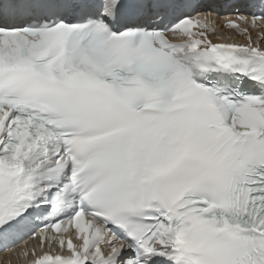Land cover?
I'll use <instances>...</instances> for the list:
<instances>
[{
  "label": "snow or ice",
  "instance_id": "1",
  "mask_svg": "<svg viewBox=\"0 0 264 264\" xmlns=\"http://www.w3.org/2000/svg\"><path fill=\"white\" fill-rule=\"evenodd\" d=\"M18 246L264 264V0H0V250Z\"/></svg>",
  "mask_w": 264,
  "mask_h": 264
}]
</instances>
